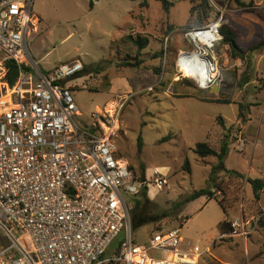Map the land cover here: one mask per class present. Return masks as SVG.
I'll list each match as a JSON object with an SVG mask.
<instances>
[{"label":"rangeland","instance_id":"374dc122","mask_svg":"<svg viewBox=\"0 0 264 264\" xmlns=\"http://www.w3.org/2000/svg\"><path fill=\"white\" fill-rule=\"evenodd\" d=\"M167 1L172 6L166 12L158 0H146V7L140 6L143 0H92V7L91 0H33L39 23L27 48L42 70L79 59L85 79L78 83L85 81L86 88L72 90L81 112L75 120L89 124L93 112L119 111L117 156L139 181L142 175L152 183L158 176L166 180L161 189L146 187V206L166 217L133 230L137 243L146 242L153 229H178L182 249L186 243L191 250L198 247L197 264H264V190L256 200L246 182L264 180V46H258L264 0ZM220 17L234 30L244 60L232 57L221 39L213 48V82L201 89L175 67L180 52L193 49L183 30ZM129 35L147 38V46L138 50ZM135 62L136 67L126 66ZM223 141L225 168L241 176L218 172L216 157L200 158L193 151L198 142L218 151ZM198 189H209L213 199L202 196L175 207ZM139 194L135 200H141ZM216 201L226 220L249 222L245 235L241 227L219 232L223 213Z\"/></svg>","mask_w":264,"mask_h":264},{"label":"built area","instance_id":"2783aa9c","mask_svg":"<svg viewBox=\"0 0 264 264\" xmlns=\"http://www.w3.org/2000/svg\"><path fill=\"white\" fill-rule=\"evenodd\" d=\"M38 23L33 0H0V73L5 59L18 69L13 85L0 79V264H197L198 247L182 249L178 229L134 240L135 196L151 184L161 189L166 180L141 182L117 156L119 111L93 112L89 124L75 120L81 112L72 90L86 88L78 83L84 65L75 59L40 69L27 48ZM221 25L222 17L183 30L193 49L181 51L175 67L201 89L214 77L200 86L185 70V55L203 54L207 72L215 73ZM231 226L245 235L250 224L239 217Z\"/></svg>","mask_w":264,"mask_h":264},{"label":"trees","instance_id":"16d2710c","mask_svg":"<svg viewBox=\"0 0 264 264\" xmlns=\"http://www.w3.org/2000/svg\"><path fill=\"white\" fill-rule=\"evenodd\" d=\"M158 1L162 3V7L166 12L172 6V3L167 0H158ZM92 6H93V2L91 0L90 7ZM140 6L146 7L147 6L146 0H143ZM219 33L222 36V43L229 47L232 57H236V58L244 60V51L237 44L236 34L234 30L227 27L226 25H221L219 28ZM126 38L133 45H135L138 50L145 48L148 44V39L145 37H139V36L132 37L129 35ZM258 46L259 47L264 46V38L260 41ZM138 64H139L138 62H135L133 64L127 63L126 66L136 67ZM17 70H18L17 66L11 59L3 60L1 62L2 72L0 73V79L3 81H6L10 85H13L17 77ZM84 70L81 73L82 76H84ZM87 73H90V72L87 71ZM212 102L226 103V104L229 103L228 101H219V100H214ZM220 125L223 126L221 122H220ZM138 146L139 147L141 146L140 141L138 143ZM193 151L200 158H204L208 156L216 157L217 163L213 168L217 170L218 172L223 171V172L231 173L233 175L241 176V174H238L237 172H234L232 170L231 171L227 170L225 168L224 160L228 153V144L225 141H223L220 144L218 151H215L212 148H210L205 142L196 143ZM246 182L249 184V186L252 189V194H253L254 199L259 200L260 192L264 190V180L260 178H246ZM139 195H141V200L134 201L133 208L131 211V227L133 230H137L139 227L146 225V224L147 225L153 224L166 217V214L158 213L156 210L146 206V202L148 201V198H147V189L145 186L141 189V192ZM202 196L206 197L207 199H213L212 194L209 191V189L193 190L190 194H188L187 196H185L184 198L176 202L175 207L179 208L182 205H185ZM217 203L220 206L222 213L224 214V219L218 223L217 229L219 230L221 234H231L232 232H234V229L231 226V221H228L225 219V212L223 210V207L220 204V202H217ZM188 218L189 217H186L185 221ZM158 230H161V229L159 228L153 229L152 231H158Z\"/></svg>","mask_w":264,"mask_h":264},{"label":"bare ground","instance_id":"6f19581e","mask_svg":"<svg viewBox=\"0 0 264 264\" xmlns=\"http://www.w3.org/2000/svg\"><path fill=\"white\" fill-rule=\"evenodd\" d=\"M185 56H186V59L184 61V64H186L185 70L189 72V75L190 74L194 75L200 86L204 85V81L207 80L208 77H214V72L211 74L207 72L206 69L207 64L203 54L193 51Z\"/></svg>","mask_w":264,"mask_h":264},{"label":"crops","instance_id":"0c3cea01","mask_svg":"<svg viewBox=\"0 0 264 264\" xmlns=\"http://www.w3.org/2000/svg\"><path fill=\"white\" fill-rule=\"evenodd\" d=\"M111 88H112V83H111ZM196 200H197V199H195V200H193V201L187 203V205H188V204H192V203L195 202ZM208 200H211V199H208ZM189 218H190V217H189ZM189 218H188V219H189ZM188 219H187V220H188ZM223 219H224V214H223ZM187 220H186V221H187ZM221 221H222V220H221ZM217 225H218V224H217ZM144 243H145V242H144Z\"/></svg>","mask_w":264,"mask_h":264},{"label":"water","instance_id":"95a60500","mask_svg":"<svg viewBox=\"0 0 264 264\" xmlns=\"http://www.w3.org/2000/svg\"><path fill=\"white\" fill-rule=\"evenodd\" d=\"M140 181L144 182V175L141 176Z\"/></svg>","mask_w":264,"mask_h":264}]
</instances>
